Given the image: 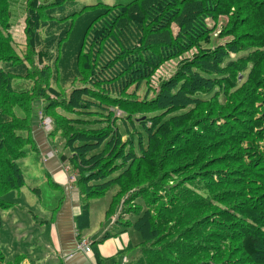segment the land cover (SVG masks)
I'll list each match as a JSON object with an SVG mask.
<instances>
[{"label":"trees","instance_id":"16d2710c","mask_svg":"<svg viewBox=\"0 0 264 264\" xmlns=\"http://www.w3.org/2000/svg\"><path fill=\"white\" fill-rule=\"evenodd\" d=\"M13 1L0 0V231L1 212L12 206L5 196L26 184L21 161L37 152L31 111L41 100V112L53 120L51 137L65 126L72 156L64 154L61 161L76 174L83 198L78 241L90 227L91 202L115 189L106 219L142 237L139 245L103 259L98 245L115 237L105 234L90 245L97 264H118L125 256L124 264H264V110L251 107L256 88L264 97V78L257 73L264 67V36L242 45L214 42L208 23L230 0H132L80 9L72 8L75 0H27L24 58L9 34ZM86 14L89 37L97 40L83 60L80 46L75 56L65 57L64 49L39 38L44 27L64 24L59 35L64 44L75 20ZM187 33L199 53L171 72L166 67L170 74L160 78V90L151 89L155 71L185 53L172 47ZM24 61L29 66L22 74ZM255 79L263 85L253 87ZM142 86L146 95L136 100ZM250 111L253 126H242V132L231 128L229 121L241 127L242 113L250 122ZM220 119L229 132L222 131ZM138 128L147 134L145 146ZM149 155L153 159L147 161ZM31 191L41 195L39 188ZM165 216L176 225L171 231L163 232ZM21 259L5 263L0 251V264H22Z\"/></svg>","mask_w":264,"mask_h":264},{"label":"rangeland","instance_id":"374dc122","mask_svg":"<svg viewBox=\"0 0 264 264\" xmlns=\"http://www.w3.org/2000/svg\"><path fill=\"white\" fill-rule=\"evenodd\" d=\"M130 1L132 0H75L74 6L73 4L69 5V3L67 2H63V4L69 5L71 7L73 6L72 8L75 9H80L84 5H94L99 4L100 2L113 5L117 3L125 4ZM229 3L230 4H228L226 7L220 8V14L218 15V17L214 18V20L212 19V22L208 23V26L215 30L214 33H211V38H213L216 44H223L224 42L235 40L234 43L239 42L242 45L245 44L244 42H246L247 40L254 41L264 36V0H230ZM12 5L13 28H11L9 34L14 38L15 44L20 46L19 48H17L18 51H21V53L19 52L21 58H24L26 52V33L24 32L27 28L25 21L28 17V15H26L25 13L27 0H16L12 2ZM64 10L65 9H62L61 5L60 11L64 12ZM88 16L89 14H86L83 17L75 20V27L73 28L70 36H68L64 44H60L62 40H60L59 38V35L63 30L60 26H64V24L44 27L42 31H39V38L41 40L45 39V41L47 40L48 42H52L51 46L57 51L64 49L65 57H68V55L75 56L77 54L78 47L80 46L81 49H79L78 55H80V57L83 55V60L84 57L89 56L90 50L92 51V48L95 45L94 43H96L97 40L96 35V39L94 38L95 36L89 37L90 33L88 32V30L90 26L88 24ZM83 23L85 26L83 25ZM170 27L172 28L173 33L179 32V28L176 24H173ZM79 38H81L83 42H79ZM53 39H55L56 41L54 42ZM85 42L87 43V45L84 48ZM91 42L94 43L91 44ZM196 46V41H194L192 37L190 38L188 36V33L182 36V42L178 46L172 48H174L175 50L183 49L180 50V53H185L182 54L178 59H171L163 63V65L160 66L153 74L150 80V88L160 90V86L162 84L160 78H168L167 76L170 74L168 72H171L172 68L178 66V62L180 63L183 59L185 60L186 58L192 57L195 53H199V50ZM58 54L60 53L58 52ZM57 57L58 56L56 54L55 59ZM19 65L23 68V71L21 73L25 74L29 64L24 61L19 62ZM1 66L2 64L0 63V67ZM166 67H168V72L165 71ZM12 68L13 63L12 65H10L9 70ZM51 70L54 69L51 67ZM259 70L260 71L257 72L258 76L261 75L263 79L264 67H260ZM60 73H63L61 72V69ZM62 77H60L61 80ZM258 80L259 79H255L253 87H255V85H263V82H259ZM29 86L30 83H23V87ZM253 87L250 86L249 91H251ZM65 89L70 90V87L67 85ZM140 89L141 90L139 91V97L136 100H141L143 99L144 95H146V86H142ZM255 90L257 91H255L256 95L253 98L254 103H263L264 105L262 89L256 88ZM153 95V92L149 94V99H152ZM254 103L251 105L252 110H255L257 112H262L264 110V107L262 108L260 107V105L258 109L257 107L255 108ZM33 106V110L31 111L32 119L34 118L32 137L35 147L33 148V150L36 149L34 151L37 152L29 153L28 156L21 161L22 167L24 166L25 171V186L21 189V191L11 192L4 198L5 201L12 206L9 209L1 212L3 227L0 231V251L4 254L5 263L14 261L17 256L23 255V259H21L22 264H26L27 262H30L29 264H57V262L51 259L50 256L52 253V248H50V246L52 245L53 236L51 232V221H54L56 219L57 214L62 207L61 203L64 201V189L62 187H54V184L56 183L48 175L49 172L44 166L42 154L38 153L40 152L38 146H41L43 144L42 138L49 142L51 152L53 153L55 158L59 159V162L61 164L62 155L66 154L69 158H71L72 155L64 139V137L66 136L65 126L61 125L59 132L56 133L55 136L51 137V133L53 132L54 128L53 120L50 117H45L44 114L41 117V111L44 108L43 102L41 100L36 101ZM236 108L237 111L243 109L241 107V104ZM120 113L123 116V113L121 111ZM226 114L229 115L230 118H232L233 110H231V108L227 109ZM243 115H246V113H242L238 119L240 122H242L241 124H239L241 127L237 126L235 121H229L231 128L236 129L238 132L244 131V128H242V126L244 125H254L253 123H251V121H254L252 120L253 117L251 111L249 112L248 117L250 119V122L243 121L245 120V117H243ZM116 116L121 117L117 115V112ZM46 120L51 123L50 129H46L45 127ZM225 122L226 121L224 119H220L217 123L221 126L223 132H229L231 128H224ZM40 130L44 131L45 134L39 135ZM138 130V132L141 133L144 139L145 146L147 144V134L140 128H138ZM120 131L123 135L126 134V129L124 128V126L120 127ZM131 134H133V132ZM138 138L139 135H135V148L137 150L140 148ZM43 156L48 159L47 156L49 155L45 153V155ZM152 157L153 155H149L147 157V161L152 160ZM63 166L64 174L67 176L70 185L75 186L79 190L76 174L73 173L71 166H67V164ZM232 168H237L236 162L232 165ZM73 177L76 178V181H73ZM35 188H39L41 193L40 196H37L31 191ZM117 192L118 189H115V191L113 192L114 194L109 193L107 196L95 199L91 202L92 212L90 217L92 220V226L91 229L87 232V235H92V240L97 239L104 234L103 228H111V226L113 225V221H109L106 219V213L112 202L113 195L117 194ZM81 200H83L82 197ZM171 220V216H165L164 223L166 225L163 228V232L171 231L176 227L175 224L170 223ZM130 234L131 236H133L134 241H137L136 243H141L142 237L137 231H135L134 229H130ZM155 236H158V234H155ZM86 241L87 238L82 237L80 241H78V245H81ZM78 250L88 254L92 252L91 247L90 252H88L87 250H81L79 248ZM118 264H124V259H119Z\"/></svg>","mask_w":264,"mask_h":264},{"label":"crops","instance_id":"0c3cea01","mask_svg":"<svg viewBox=\"0 0 264 264\" xmlns=\"http://www.w3.org/2000/svg\"><path fill=\"white\" fill-rule=\"evenodd\" d=\"M45 134L44 131H39V135ZM43 144L38 146L40 154H42V159L44 166L49 172V177H51L57 187H62L64 189V201L61 203L62 207L59 210L57 217L52 223V248L51 259H53L57 264H97V260L92 249L91 253H85L78 250V239H77V224L76 218L81 214L83 207V200L79 190L70 185L67 176L64 174V166L59 162V159L55 158L51 152L49 142L42 138ZM42 152H41V149ZM48 154V159L43 155ZM55 187V186H54ZM92 203L90 206V216L92 212ZM92 220L90 217V227L88 230L82 233V237L87 238V242L91 245L94 242L102 239V237L111 232L115 237L106 239L98 245V251L103 259L112 258L117 256L121 251L126 249L129 245L136 246L140 243L134 241L133 236L130 234V229L126 232L122 229L114 228V225L107 228H103L104 234L92 240V235L88 236L87 232L91 229ZM17 257H23L19 255ZM16 257V258H17ZM120 259H122L120 257ZM124 263L129 262V257H124ZM27 262V261H26ZM28 264L30 262H27ZM26 263V264H27ZM25 264V263H24Z\"/></svg>","mask_w":264,"mask_h":264},{"label":"built area","instance_id":"2783aa9c","mask_svg":"<svg viewBox=\"0 0 264 264\" xmlns=\"http://www.w3.org/2000/svg\"><path fill=\"white\" fill-rule=\"evenodd\" d=\"M117 115L118 116H122L121 113H120V111H117ZM42 116H43V113L41 112V117ZM50 126H51V123L48 120H46L45 121V127H46V129H50ZM73 181H76V178L75 177H73ZM78 248L81 249V250H84V251L87 250L88 252H90V244L87 241L86 242H83L81 245H78Z\"/></svg>","mask_w":264,"mask_h":264}]
</instances>
